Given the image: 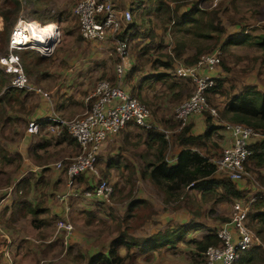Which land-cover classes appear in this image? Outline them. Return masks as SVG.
<instances>
[{
  "label": "rangeland",
  "instance_id": "rangeland-1",
  "mask_svg": "<svg viewBox=\"0 0 264 264\" xmlns=\"http://www.w3.org/2000/svg\"><path fill=\"white\" fill-rule=\"evenodd\" d=\"M16 1H18L21 6L18 20H35L40 22L36 19L35 15L32 14L36 11L39 12L36 14H40L44 17H49L50 19L56 18V21L46 23H56L61 30V39L54 54L51 57L43 59L44 61L39 65L41 68H44L43 73L37 72V68L36 70H31L32 74L26 72L30 82L34 86L47 94H50L48 92V84L49 86L51 85L61 90L66 88L67 93L65 94L68 95L70 92L74 93L75 90H77V93H83L88 87H90V91L92 92L97 83L101 80H109L113 83L120 84L133 92L139 98L140 102L150 109L151 122L154 126V130L162 133H165V131L168 132V140L171 143L168 153L171 154L175 148L174 136L181 130L180 123L175 118V109L182 102L191 97L193 86L191 83H186V81L178 79L175 76L176 67L180 64L187 66V64L183 61L175 60L173 50L175 48L174 42L178 33L172 30L173 23L167 19L165 14L156 12V10L152 9L154 4L150 3L149 0L144 1L146 6L150 7L148 10L151 11L148 14L145 13V15H140L143 11L141 10L142 12L140 11V13L135 10L138 12L136 16H143L141 20L138 19V30L139 34L145 36L150 30L153 38L151 39L153 41L151 47L153 51H151L148 56H143L141 54V49L151 44V41L147 38L148 36H146L131 41L127 48V54L121 56L117 51L116 35H112V33H109L103 41H90L83 38L79 20L73 15V9L80 0H0V11L1 9L7 11L14 10L15 6L18 4ZM124 1L127 0H121V3H118L117 0H111L112 4L121 12H126L131 8L134 2V0H132V4H130L128 8L127 5L122 3ZM193 1L199 3L200 7L205 11L220 9L219 17L222 25L226 29V33L215 49H218V47L220 48L225 40L237 36L244 26L250 34V38L247 42L231 45L223 54V63L229 68L228 72L224 71L222 65L218 67L219 73L216 76L225 78L222 95H213V93L208 95L210 105L217 110V115L214 117V119L217 120L219 119V110H222L224 104L229 100V97L232 96V92H241L245 86L249 85L257 86L258 89L264 92V65L262 64L264 53L258 45H255V41L261 36L260 34H264V0ZM185 8H187V6L184 7V10H186ZM144 19L146 20L144 25H142ZM134 21L135 18L133 19V23ZM2 27L3 19L0 16V30ZM118 34L121 35V33ZM214 35L216 36L217 34ZM200 42L202 46H208L212 44L214 40H201ZM188 44L187 56H192L195 53L192 47L194 44L190 42H188ZM6 49L8 51L7 44L4 46V49H0V56L7 53L5 51ZM31 51L34 50L27 49L21 52ZM210 53L211 51L204 55ZM158 61H173L174 67L170 70H165L160 64L155 63ZM119 67L123 69L124 72L122 78H120L118 74ZM49 68H54V71H56L54 75L48 76L47 73L49 72ZM163 73L170 74L171 77L166 78V82L153 81L152 78L154 76ZM144 76H146L145 78H150V80L147 85L141 87L140 80L144 78ZM9 78V80H11L10 76ZM173 82H176L179 86L173 87L170 85ZM8 84H10V81ZM45 84L47 86H45ZM59 84H61L60 87H58ZM184 85H186V88H182ZM188 87L191 91L187 89ZM2 94H5L4 89ZM33 95L36 96L35 100L42 96ZM33 95L27 94L28 97L25 98V108H27V106L31 108H33V106L35 107L36 101L30 102L29 99L33 98ZM88 97L86 98L87 104ZM12 103L17 104L15 107H19L18 102L14 101ZM86 109L87 106L85 107V110ZM206 117L207 116L204 115L205 119ZM189 124H192V122H189ZM214 124L217 125L218 122L214 121ZM223 124H225V126L228 125V123ZM225 131H228L226 127L213 135L212 140L218 142L217 146L213 145V142H210L208 146L204 145L200 148L203 153L213 157V160L223 154V144L228 135V133L226 135ZM134 133H143L146 135V130L142 128L140 130L136 129ZM123 134L124 133L121 135ZM0 135H8L11 138L10 131L4 126H2L0 130ZM60 136L61 135L55 132H51L47 136V140H50L49 143L41 142L39 137L35 140L37 143L40 141L36 152L43 158H49L47 152L52 150L50 156L54 157L50 158L47 162L50 164L48 169L41 171V174H39L40 172L37 170V173L39 176L49 178L53 183L55 180L46 174H51L52 170H55L53 169L55 167L61 169L57 166L59 162L62 161L63 164L66 165L71 162L72 158H75L80 153L77 142L76 145L67 140L64 142L60 140ZM11 139L13 140H0V144L11 152L9 156L14 158L12 163H7L6 167L0 169V196L7 197V199H4L6 203L10 202L8 197L14 191V186L2 184L1 182H5L7 175L18 177L22 172L28 174L30 171L29 169L27 170V167L24 165L21 166L22 161H20L18 156L20 154L16 153V149H10V146L14 147L15 145L21 148L23 134L22 137H14ZM42 140H44V138ZM34 146L35 144L32 147ZM126 148L127 146L125 149ZM125 149H116V151L118 152L117 154L121 162L126 161L127 165H130L131 159L135 160L139 158V151L147 152L142 142L140 144L132 142V145H130L127 150L131 152L123 151ZM104 154L105 153H101L99 156L97 174L84 173L82 177H86V179L92 178L94 184L99 179H107L114 189V194L111 196L110 200L104 203L95 200L73 203L74 208L72 212L68 214L67 218V221L71 222L74 227L71 234L66 236L65 232H58L59 222L65 219L59 218V216L55 217L51 225L44 224L46 228L43 230V240L40 241L37 247L33 246L34 249H31L29 248V244L25 243L24 240H20L19 246L21 249L16 251V246H14L12 251H10L11 255L8 258V262L11 263L10 261H13L16 262V264H43V262L52 261V264H86L88 257L91 255L107 252L109 248H111L113 241L117 239L120 231H125L127 227V231L131 235L145 238L153 236L159 230L165 231L168 227L170 230H176L180 226L187 227L197 222L202 226L192 229L176 246H171L170 248L164 246L149 252H143L135 247L131 251V256L128 257L125 253V248L121 246L119 248L120 254L125 257L121 264H206L205 252L202 253V256L197 255V253L195 254L194 246L190 245L188 241L193 239L200 240L209 231L217 233L218 230L231 219L235 200L218 203L213 200L208 201L202 198L198 191L191 189L188 195L183 193L167 201L165 195L160 193L158 189L150 183L149 179L137 178V174L135 178L133 175L125 177L122 171L116 175L112 174L107 168L108 158ZM1 157L2 153L0 152V158ZM28 159L29 157L27 160ZM27 160L24 159L23 164L28 163ZM19 164L21 166L19 167V171L18 169L14 171L13 169ZM28 167L31 166L29 165ZM248 170L252 171L251 163ZM62 173L66 172L63 171ZM252 173L253 174L250 172L249 175H246L242 182L240 181L239 183H249L259 186L257 175L254 172ZM38 175H36L37 178ZM65 176V184L61 181L62 183L60 182L59 184L60 188H58L56 192L60 196L65 188L69 187L67 174ZM216 176L222 177L225 175L223 172L217 171ZM60 177L62 178L61 175ZM86 179L81 178V182L79 183L80 185L82 183L83 185L81 186L84 188H87V186H84L86 185ZM78 181L79 179H75L74 184L77 188H80L78 187ZM254 190L258 191L257 188H251L247 191L253 192ZM46 192L47 197H49L51 190L48 188ZM251 194L254 195V193ZM143 197H146V199L151 202L150 205H139V207L130 211L131 203L144 199ZM59 201L60 200L57 198L54 206H60L58 203ZM85 204H91L93 209H86L84 206ZM43 207H47L45 206V202ZM1 209L2 207L0 208V212ZM46 209L47 211L55 212V210ZM149 213H151L150 217H148ZM4 217L5 215H2L0 218V252L3 251L4 244L8 241L5 237L6 232L2 225L3 220L6 219H4ZM35 223L40 224V222ZM16 225H18V228L14 230L19 231V236L23 235L25 230L27 232L28 229H30L29 225L25 224L24 219L22 221H17ZM249 225L255 229L250 217ZM33 229L34 227H32L31 231ZM37 230L39 231V228H37ZM35 234L37 236V232ZM29 235L33 234L29 233ZM38 237L41 238L42 236L38 235ZM35 248H37V250H35ZM5 256L6 254L4 258ZM1 257L2 256H0V258ZM73 259H75V262H73ZM41 260H43V262H41Z\"/></svg>",
  "mask_w": 264,
  "mask_h": 264
},
{
  "label": "trees",
  "instance_id": "trees-1",
  "mask_svg": "<svg viewBox=\"0 0 264 264\" xmlns=\"http://www.w3.org/2000/svg\"><path fill=\"white\" fill-rule=\"evenodd\" d=\"M144 1L146 0H134L133 6L131 7V12L133 13V19L135 18V21L134 23L132 22L129 28L122 30L119 37L123 40H127L129 44L131 41L138 40V38H144L148 36L147 38L151 41V44L141 49V54L143 56H148L150 52L153 51L151 48L153 44V41L151 40L153 39L152 34L150 30L146 36L139 34L138 19L141 20V17L143 16H136L138 14L137 11H143H141L142 13L140 12L141 14L139 13L140 15H145V13L148 14L151 11L148 10L150 7H147ZM16 2L18 3V1ZM149 2L154 4L152 9L156 10V12L165 14L167 19L173 23L172 30L178 33V36L174 42L175 48L173 50L175 54V60L185 62L187 66L195 65L200 60L202 55L210 51L212 52V50H216L215 48L219 45L220 41H222L226 33V29L222 25L219 17L220 9L205 11L200 7L199 3L194 2L193 0H149ZM186 6V10H184V7ZM20 10L21 6L19 3L12 11L1 9L0 16L3 19V27L0 30V49H4V46L6 44L8 45L13 26L19 19ZM36 13L39 12L35 11L32 14H34L36 19L42 23L56 21V18L50 19L49 17H44ZM145 20L146 19L143 20L142 25H144ZM214 34L217 35L215 36ZM260 35L261 36H259L258 40L255 41V45H258L264 53V34ZM249 38L250 34L247 28L244 26L237 36L225 40L220 48H218L221 49L224 54L228 50L229 46L247 42ZM201 40H214V42L208 46H202L200 42ZM188 42L194 44L192 47L195 53L192 56L186 57L185 54L189 48ZM5 51L8 52L7 49ZM17 53L21 57L27 73L32 74L31 70H36V68L37 72L39 71V65L44 60L40 58L36 52L18 51ZM155 63L160 64L165 70H170L174 67L173 61H158ZM262 64L264 65V58L262 60ZM221 65L224 71L228 72L229 68L225 66L223 60L219 67ZM145 77L146 76H144V78H142L140 81L141 87L149 83L150 78ZM169 77H171L170 74L163 73L161 75L154 76L152 79L153 81L156 80L159 82H166V78ZM9 79V76L0 70V114L7 112L8 108L14 109V104L12 103L13 100L18 101V103L23 105V102L20 101L19 98L26 97V95H24L25 91H19L12 88L6 90L9 93L2 94L3 89H6V87L9 86ZM224 80L225 78L222 77L217 79L215 87L209 91L208 95L210 93H213V95H222V89L225 84ZM183 81H186V83H191L188 80ZM170 85L175 87L178 84L173 82ZM182 88H186V85H184ZM187 89L190 90L189 87ZM131 93L138 101H140L133 92ZM205 115L207 117L205 119L206 130L204 134L199 136L192 135L191 132L193 129V124H188L185 128L180 130L179 133L175 134V144L182 146V150L177 155L175 163H171L170 160L167 159L171 143L166 138V135L154 129L146 130L147 147L155 148V153L154 159L148 162L146 167H144V169L141 171L142 177L144 179H149L151 183L158 189V191L165 195L167 201L169 199H173L176 196H180L183 193L188 195L186 192L188 187L198 191L200 196L208 201L213 200L215 202H220L231 200H249V198L252 197L250 191L245 189L242 190L236 181L229 179L227 176H216L217 167L213 157H210L209 154L203 153L200 148L204 145L208 146V143L210 142H213V145L217 146L218 142L213 141L212 137L216 132H219L221 129L226 127L223 123L246 125L253 128L257 132H261L264 135V92L258 89L257 86H245L241 92H232V96L229 97V100L224 104L222 110H219V119H214V117L209 113H205ZM214 121H217L218 124L215 125ZM67 135L68 134L65 132L61 134L60 140H67L70 143L76 145V140ZM41 142L49 143L50 140H42ZM39 143L32 147L30 151L33 158L36 159L41 157V155L36 152V148L39 146ZM250 148L252 153L249 156L248 162L255 164L256 166L264 165V137L258 140L256 143L251 144ZM0 149V152L2 153L0 161H2V163L13 160L8 156V153L4 148L0 147ZM18 156L19 159H21V156ZM133 173L134 171L132 170L130 174L133 175ZM256 174L259 180L260 178L263 180V177L260 176L259 172H256ZM25 181L26 180L23 178L14 187L16 197L19 198L17 199L18 202L16 201L14 203V206L16 207L12 212V216L19 214V211L23 210L27 213L29 212L37 223L40 222V224H36L34 222L36 225H41L43 220L39 219L38 217L40 213L38 207H33L27 202V199L25 198L27 197L31 188V186H27ZM92 188L93 186L91 189ZM260 198H263V201L258 203L257 200ZM150 203L151 202L146 198L137 200L131 203L130 211L139 207V205H150ZM263 206L264 190L260 189L257 192V198L251 204L250 208L252 210L254 208H262ZM151 213L148 214V217H150ZM252 218H257V224H254L253 227L262 239V242H264V210L256 215H253L252 213L251 221ZM196 224L197 223H192L187 227L180 226L176 230H170L168 227L165 231L159 230L153 236L145 238H139L131 235L128 233L127 227L125 231H120L117 239L113 241L111 248H109L107 252L98 253L93 256L91 255L88 257L86 264H121L125 259V257L121 255L119 251L121 246L126 248V255L128 257L131 256V251L135 247L142 250L143 252H149L150 250L159 249L164 246H176L177 243L184 239L192 229H195L198 226ZM188 242L190 245L194 246L195 254L197 253V255L202 256V253H204L209 246H219L221 244V239L218 237L216 232H211L203 236V238L200 240L193 239L189 240ZM248 256L252 257V260L258 257H260V260H264V253L262 252L252 251L248 254ZM73 262H75V259H73ZM44 264H52V261L45 262ZM236 264H241V258Z\"/></svg>",
  "mask_w": 264,
  "mask_h": 264
},
{
  "label": "built area",
  "instance_id": "built-area-1",
  "mask_svg": "<svg viewBox=\"0 0 264 264\" xmlns=\"http://www.w3.org/2000/svg\"><path fill=\"white\" fill-rule=\"evenodd\" d=\"M73 15L79 20L83 38L90 41H103L109 33L116 35L117 51L121 56L127 54L129 46L127 40L119 36L133 22V13L119 11L111 0H80L73 9ZM61 39V30L56 23H40L37 21L18 20L14 25L8 41V52L0 56V69L11 77L8 89H19L27 94L42 95L49 98V94L34 86L26 74L18 51L31 49L42 57H51ZM223 60V52L216 49L210 54L202 55L193 66L180 64L175 69L178 79L188 80L193 86L191 97L182 102L175 109V118L180 123V129L185 128L192 117L204 116L205 113L216 117L217 110L208 100L209 91L215 87L219 77L212 72L219 67ZM119 77H123V69L118 68ZM85 112L73 119L50 116L46 119L30 122L28 133L38 135L42 127L48 132L58 135L64 132L71 136L79 145L80 153L66 165L59 162L57 166L66 172L68 184L71 186L80 175L97 174V163L102 145L105 141L118 136L131 124L145 130H152L150 109L138 101L132 93L120 84L109 80H101L87 99ZM231 133V143L224 147L223 154L214 159L217 171L233 181H241L252 171L248 170L253 140L264 137L261 132L242 124H228ZM166 138L168 132L164 133ZM249 163V165H248ZM250 171V172H249ZM259 184V183H258ZM83 196H102L110 200L114 189L107 179H99L93 188L82 191ZM257 195L249 200H237L233 205L232 217L217 232L221 239L219 246H209L205 251L206 264H236L245 251L263 244L260 236L249 225L251 204ZM64 196H59L64 201ZM58 232L66 236L74 230L71 222L61 220ZM11 248L4 249L6 257H10Z\"/></svg>",
  "mask_w": 264,
  "mask_h": 264
},
{
  "label": "crops",
  "instance_id": "crops-1",
  "mask_svg": "<svg viewBox=\"0 0 264 264\" xmlns=\"http://www.w3.org/2000/svg\"><path fill=\"white\" fill-rule=\"evenodd\" d=\"M117 1H118V3H121V0H117ZM131 1L132 0H127V1H124L122 3L124 5H127V7L129 8V5L132 4ZM132 6H133V4L131 5V7ZM128 10L132 11V8H129ZM187 55L188 54L186 52L185 56L188 57ZM39 56L42 59H45V57H42L41 55H39ZM24 68H25V66H24ZM54 68H56V67H54ZM54 68L53 69L49 68V70H48L49 72L47 73L48 76H52L55 74L56 71H54ZM43 69L44 68L40 67L38 72L43 73ZM1 71L4 72L3 70H1ZM218 73H219V70L217 68V69H215V71L212 72V75L216 76ZM60 85L61 84H59L58 87H60ZM45 86H47V85L45 84ZM48 89H49L48 92L50 93L49 98H46L44 96H41V97L38 96L40 98L35 100L36 96L31 94L34 97L29 98V99H30V102L36 101L35 107L33 106V108H31L30 106H27V108H25V98H27L28 96H27V93L24 92V95H26V97H20L19 98L20 101L23 102V105H21V103H19V107H15L17 104L13 103L14 109L8 108L7 112L0 114V130H1L2 126L6 127V129L10 131L11 138L22 137V134H23V141L21 142V148H19L17 145H15L14 147L10 146V149L11 148L16 149V153L20 154V156H21V159H20V161H22L21 166L24 165L25 167H27V170L28 169L30 170L28 174H26L25 172H22L18 177L17 176L12 177L11 175H7V179L5 180V182H1V183L9 185V186L13 185L15 187L16 184L24 178L26 180L25 182H26L27 186L28 185L31 186L30 191H29L27 197H25V198L27 199V202L29 204H31L33 207H38V210L40 211L38 217H39V219L43 220L41 225H36L34 223V222H36L34 217L29 212L27 213L23 210L22 211L20 210L19 214L12 216V212L16 207V206H14V203L19 198V197H16L15 189L12 192V194L9 195V197H8V200L10 199L9 203H6L4 201V199L5 198L7 199V197H1L0 196V208L2 207L1 212H0V218L2 215H5L4 219L5 218L6 219L3 220L2 225H3V228L5 229V232H6L5 237L8 239L6 244H4L3 251L0 252L1 253L0 256H2L0 258V264H16V262H13V261H10L11 263H9L8 262L9 259L6 258V256L4 258V255H5L4 249H5V247L11 248V251H12V248L14 246H16V251L21 249L19 246L20 240H24L25 243L29 244L30 245L29 248H31V249H34L33 246L37 247V245L40 243V241L43 240L42 239L43 238V230H45L46 225H51L54 218L58 217V216H59V218L67 220L68 214L71 213L73 208H74L73 203H76L79 201H85V200H87V201L95 200V201L103 202V203L106 201H109V199L105 200L102 196H98V195L83 196L82 191H84L86 189H90L93 186L94 181L92 180V178L86 179V177H82L83 175H80L77 178V179H79L78 184L81 182V178H85L87 181L85 182L86 185H84V186H87V188H84L83 186H81V185H83L82 183H81V185L80 184L78 185V187H80V188H77L75 186V184H74L75 182H74L73 185H71V186L69 185V187L65 188L63 193H61V196H64L65 198H64L63 202H60V201L58 202L60 204V206L59 205L54 206V203L57 201V198L59 199V196H60L56 192L58 191V188H60L59 184L61 181L65 184L66 173H62L63 170L58 169L56 167L53 168L55 170H52L51 174H49V175L46 174V175L49 177H52L55 180L54 183L52 182V180H49V178L38 175L37 170H39V172H40L39 174H41V171L47 170L49 165H50L47 162L50 160V158H53L54 156H50V154L52 152V150H50L47 152V155L49 158H43L41 156L40 158L36 159V158H33L30 151H31L32 146L34 144L37 145L40 142V141H38V143L35 142L36 138L39 137L41 141L43 138H44V140H47L48 139L47 136L51 132H48L46 130V127H42L41 132L38 135H31L27 132L28 125L32 121L46 119L50 116H59L62 118L64 117L65 119H72V118H75V117L81 115V113L85 110V107L87 106L86 98L89 96L91 91H90V87H88L83 93H81V92L77 93V90H75L74 93L70 92V94L66 95L65 94V93H67L66 88H64L63 90H61L59 88L61 90L60 91L58 88L52 87L51 85L49 86V84H48ZM125 89H127V88H125ZM17 90H19V89H17ZM19 91H23V90H19ZM2 93H3V91H2ZM6 93H9V92L5 91V94ZM78 99H79V102H78ZM16 102H18V101H16ZM28 107H29V109H28ZM0 112H1V108H0ZM191 122L193 124V129L191 132L192 135L199 136V135L204 134V132L206 130V123H205L204 116H194L191 118L190 123ZM226 128H227V126H226ZM136 129L140 130L141 128H139L136 125L131 124L126 129H124L118 136L111 138V139H109L103 143L100 154L105 153L104 155L107 156V158H108L107 168H108V170L111 171L112 174L116 175V174L120 173V171H122L125 177H129V176H131L130 172L133 170L134 171L133 177L135 178L136 174H137V176H138L137 178L142 179L143 177H141L142 176L141 171L144 169V167H146L148 162H150L154 159L155 148L147 149L148 148L147 143H146L147 134L146 135L143 133L136 134V133H134V131ZM225 132H226V135H227V133H228V135H227L226 140L224 141V144H223L224 147L229 145L231 143V139H232L230 131L228 130ZM122 133H124V134L121 135ZM11 138L8 135H3V136L0 135V140H13ZM137 138H138V140H137ZM139 138H141V139H139ZM62 141H64V140H62ZM257 141H258V139L253 140L252 144L256 143ZM132 142H134L136 144H140L142 142V145L145 146L147 152L139 151V158H136L135 160L131 159L130 165H127L126 161L121 162L120 157L117 154L118 152L116 151V149H125V147L127 146V148L123 151L131 152V151H127V150L129 148V146L132 145ZM0 147L4 148L1 144H0ZM174 147L175 148L173 149L171 154L168 153V155H167V159L170 160L171 163H175L177 155L182 150V146L179 144H175ZM37 148H38V146H37ZM37 148H36V150H37ZM5 150L7 151L8 156H9L11 152L7 149H5ZM9 157H11V156H9ZM28 157L30 160L29 159L27 160ZM11 158L13 160H11L9 162L5 161L4 163H2V161H0L1 162V168L0 169L6 167L7 163L8 164L12 163L14 161V158L13 157H11ZM24 159H26L28 161V163L23 164ZM29 165L31 167H28ZM21 166L19 164L13 170L16 171L18 169V171H19V169H20L19 167H21ZM252 172H254L255 174H256V172H259L260 176L263 177V180L261 178H260L261 181L259 179L257 180L259 183V186L258 185H252L249 183H239L240 181L237 182V183H239L238 186L242 190L243 189L249 190L251 188H257L258 191L260 189L264 190V165L256 166L255 164H252ZM36 175H38V178L36 177ZM60 175L62 176V178L60 177ZM59 178H61V179H59ZM241 182H242V180H241ZM150 183H151V181H150ZM48 188L51 190L49 197H47V192H46L48 190ZM191 189H193V188L188 187L186 189V192L188 193L189 191H191ZM258 191L254 190L251 193H254V195H257ZM254 195H252V196H254ZM54 199H55V201H54ZM262 199L261 198L258 199L257 200L258 203H261L263 201ZM44 202H45V206H47V207H43ZM220 202H222V201H220ZM46 203H47V205H46ZM84 206L86 209H91V210L93 209L91 204H85ZM46 208H48L50 210L51 209L55 210V212L47 211ZM263 210H264V206L262 208L252 209L251 213H250V218H251L252 213H253V215H256V214L262 212ZM3 212H5V213H3ZM6 215H8V216H6ZM19 219L21 221L24 219L25 224L29 225V228H30V229H28L27 232L25 230L24 234L21 236L18 235L19 231L14 230V229L18 228V225H16V223H17V221H20ZM252 223L256 225L257 224V218H254V219L252 218ZM44 224H46V225H44ZM196 225H198L196 228H200V226H202L200 223H197ZM32 227H34V229L31 231ZM37 228H39V231L37 230ZM40 230H42V231H40ZM36 232H37V236L35 234ZM211 232H214V231H209L208 233H211ZM29 233L33 234V235H29ZM208 233H206V234H208ZM38 235H40L42 237L39 238ZM167 247L170 248V246H167ZM35 250H37V248H35ZM125 250H126V248H125ZM252 251L264 253V242H263V244L254 246L250 250L246 251L243 254V256L241 257V264H264V260H260L259 259L260 257L252 260V257L248 256V254ZM125 253H127V251ZM41 262H43V260H41ZM44 263L45 262H43V264Z\"/></svg>",
  "mask_w": 264,
  "mask_h": 264
}]
</instances>
